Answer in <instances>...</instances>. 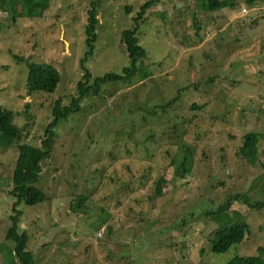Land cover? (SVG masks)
Wrapping results in <instances>:
<instances>
[{"label": "rangeland", "instance_id": "1", "mask_svg": "<svg viewBox=\"0 0 264 264\" xmlns=\"http://www.w3.org/2000/svg\"><path fill=\"white\" fill-rule=\"evenodd\" d=\"M144 1L98 0L93 50L83 62L91 77L128 64L119 33ZM231 1L208 11L203 0H159L137 30L147 78L103 85L57 124L33 184L45 199L16 206L34 264H222L264 246V206L231 204L249 231L217 254L209 248L214 223L203 214L233 193L264 199V0ZM88 8L89 0H48L40 17L12 18L0 7V106L15 113L18 141L37 145L54 102L74 95ZM17 57L56 67L55 91L27 96ZM250 130L260 133L254 164L236 153ZM183 154L192 167L180 177L171 159ZM15 156V143L0 146V264L16 201Z\"/></svg>", "mask_w": 264, "mask_h": 264}, {"label": "trees", "instance_id": "2", "mask_svg": "<svg viewBox=\"0 0 264 264\" xmlns=\"http://www.w3.org/2000/svg\"><path fill=\"white\" fill-rule=\"evenodd\" d=\"M159 0H145L140 6L136 15L132 17L131 28L122 29L119 33V41L127 55L128 64L121 67L118 73L105 72L102 75L91 77L90 72L83 67V62L93 50L95 41V25L97 23L96 6L98 0H89V8L86 10L84 22V46L83 56L80 58V80L76 84L74 95L71 96L68 104H63L57 99L50 108L49 121L43 128L42 137L37 145L25 141H18L19 127L14 123L15 113L0 106V146L4 147L15 143L16 156L12 169L11 180L13 188L10 192L16 197L11 209L14 214L10 215L11 226L7 229L5 239L10 244L2 247L4 264H34L31 252L27 249L26 231L19 228V216L21 211L16 206L24 204H35L45 199L42 190L33 186L39 180V172L42 162L52 155L55 128L57 124L66 120L70 115L81 109V101L88 96H98L101 87L111 83H130L134 76L141 80L147 78V70L142 67V59L147 57V50L138 42L137 30L144 20L147 10ZM48 0H0L1 9L8 10L12 18L17 17H40L47 7ZM208 11L220 8L232 7L231 0H203L201 5ZM127 9V7H125ZM17 62L24 61L26 66L25 89L26 95L30 96L35 92L53 93L60 82V74L56 67L45 62H34L28 57H17ZM179 96L169 100L166 104L158 106L160 109L170 107L177 101ZM195 109L199 106H193ZM259 135L258 131L250 130L242 135V142L237 146L236 153L244 157L249 164H254L259 157ZM190 155L183 154L174 156L171 163L174 165L175 174L184 177L191 170L192 159ZM167 182L165 174L156 180L154 195L159 197L163 194V187ZM81 199V200H80ZM84 197L79 196L76 201L80 207ZM80 200V201H79ZM234 202H242L250 208L260 209L264 206V199L252 201L247 193H233L217 203L212 210H205L204 216L214 223L210 238V250L214 254L226 251L232 244L243 240L249 231V224L244 215L237 210L231 209ZM76 205V206H77ZM20 230V231H18ZM222 264H264V246L258 247V253L254 255H234Z\"/></svg>", "mask_w": 264, "mask_h": 264}, {"label": "built area", "instance_id": "3", "mask_svg": "<svg viewBox=\"0 0 264 264\" xmlns=\"http://www.w3.org/2000/svg\"><path fill=\"white\" fill-rule=\"evenodd\" d=\"M242 11H243V12H245V11H246V9H245V8H242Z\"/></svg>", "mask_w": 264, "mask_h": 264}]
</instances>
